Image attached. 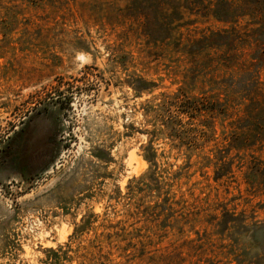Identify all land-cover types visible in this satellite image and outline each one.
<instances>
[{"label": "rangeland", "instance_id": "1", "mask_svg": "<svg viewBox=\"0 0 264 264\" xmlns=\"http://www.w3.org/2000/svg\"><path fill=\"white\" fill-rule=\"evenodd\" d=\"M0 264H264V0H0Z\"/></svg>", "mask_w": 264, "mask_h": 264}, {"label": "trees", "instance_id": "2", "mask_svg": "<svg viewBox=\"0 0 264 264\" xmlns=\"http://www.w3.org/2000/svg\"><path fill=\"white\" fill-rule=\"evenodd\" d=\"M186 102H187V103H190V105H191V104H194L193 102H191V101H188V100H187ZM191 108H192V107H191Z\"/></svg>", "mask_w": 264, "mask_h": 264}]
</instances>
